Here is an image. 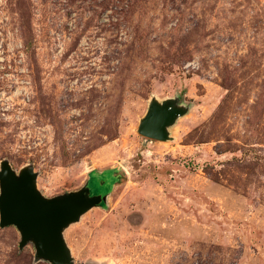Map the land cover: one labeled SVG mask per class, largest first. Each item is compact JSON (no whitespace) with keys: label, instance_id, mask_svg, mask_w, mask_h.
<instances>
[{"label":"rangeland","instance_id":"374dc122","mask_svg":"<svg viewBox=\"0 0 264 264\" xmlns=\"http://www.w3.org/2000/svg\"><path fill=\"white\" fill-rule=\"evenodd\" d=\"M0 46V168L48 199L105 173L73 264H264V0H0ZM21 242L0 226V264H51Z\"/></svg>","mask_w":264,"mask_h":264},{"label":"water","instance_id":"95a60500","mask_svg":"<svg viewBox=\"0 0 264 264\" xmlns=\"http://www.w3.org/2000/svg\"><path fill=\"white\" fill-rule=\"evenodd\" d=\"M180 115L172 106L154 104L142 120L139 133L153 141H166L168 128ZM0 188V226H15L22 236L20 246L33 242L36 257L51 264H73L64 231L90 209L106 204L109 196H91L86 185L79 192L48 199L38 191L34 171L25 170L18 176L7 162L0 168Z\"/></svg>","mask_w":264,"mask_h":264},{"label":"crops","instance_id":"0c3cea01","mask_svg":"<svg viewBox=\"0 0 264 264\" xmlns=\"http://www.w3.org/2000/svg\"><path fill=\"white\" fill-rule=\"evenodd\" d=\"M115 168H113V169H110V170H114ZM109 171V170H108ZM107 171V172H108ZM94 174H97L98 176H102V175H105V173H104V171L103 172H98V171H96V172H92L89 176H88V181L86 182V185L92 180V176L94 175ZM113 176V175H112ZM110 195V194H109Z\"/></svg>","mask_w":264,"mask_h":264},{"label":"trees","instance_id":"16d2710c","mask_svg":"<svg viewBox=\"0 0 264 264\" xmlns=\"http://www.w3.org/2000/svg\"><path fill=\"white\" fill-rule=\"evenodd\" d=\"M118 170H119L118 168H115L114 170H109L108 171V173L110 174L109 177L115 178L114 174H116V171H118ZM115 179H116V181L112 184V187L118 182V179L117 178H115Z\"/></svg>","mask_w":264,"mask_h":264},{"label":"built area","instance_id":"2783aa9c","mask_svg":"<svg viewBox=\"0 0 264 264\" xmlns=\"http://www.w3.org/2000/svg\"><path fill=\"white\" fill-rule=\"evenodd\" d=\"M22 46H23V45H22L21 43H20V44L18 43V44L16 45V47H18V48H22ZM0 49H2L1 46H0ZM20 53H21V57H24L23 52L20 51ZM1 61H3V59H2ZM21 71H23V70H21Z\"/></svg>","mask_w":264,"mask_h":264},{"label":"bare ground","instance_id":"6f19581e","mask_svg":"<svg viewBox=\"0 0 264 264\" xmlns=\"http://www.w3.org/2000/svg\"><path fill=\"white\" fill-rule=\"evenodd\" d=\"M64 233H65V231H64ZM64 233H63V236H64ZM64 238H65V236H64Z\"/></svg>","mask_w":264,"mask_h":264}]
</instances>
